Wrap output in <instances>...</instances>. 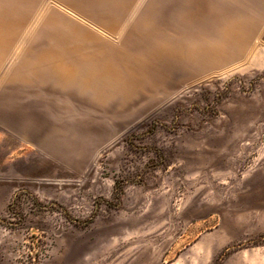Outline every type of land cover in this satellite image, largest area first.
Listing matches in <instances>:
<instances>
[{"label":"rangeland","instance_id":"374dc122","mask_svg":"<svg viewBox=\"0 0 264 264\" xmlns=\"http://www.w3.org/2000/svg\"><path fill=\"white\" fill-rule=\"evenodd\" d=\"M260 32L196 76L150 65L166 86L125 103L34 109L28 94L3 109L16 117H0V264H264Z\"/></svg>","mask_w":264,"mask_h":264},{"label":"crops","instance_id":"0c3cea01","mask_svg":"<svg viewBox=\"0 0 264 264\" xmlns=\"http://www.w3.org/2000/svg\"><path fill=\"white\" fill-rule=\"evenodd\" d=\"M0 3V28H13L16 23V17H14L16 12L33 10L30 6L32 3L36 5L38 3L39 7L45 6L44 11L48 12H46L45 20L41 23L38 24L37 21H32L33 23L30 22L24 27L26 30L27 28L30 29V33H28L30 44L27 39L14 41L11 43L10 51L8 50L4 56L3 67H1L0 71L2 72L5 68L8 69L7 71L10 70L9 73L4 75V79L7 78L0 94V117L4 119L10 116L16 117V115L9 113L6 115L3 109L15 110L14 106L19 101L18 98L22 100L23 96L28 94L35 96L36 101L30 107L34 109L40 107L50 108V105L57 98L63 99L64 103H68L67 100H82L75 87L60 86L45 71L32 73L28 69H17L29 55L26 52L22 58H19V63L16 64V55H20V53H15L16 44L19 45L21 43L20 45H24L27 43L31 47L34 46L35 49H42L43 47L67 43L62 39L54 40L53 38L41 36L44 25L53 17V14L62 16L71 26L81 28L84 33L92 35L97 39L98 43L122 49L129 32L136 28L142 19L147 15L149 16L150 13L155 14L159 10L161 12L165 11L167 13H164L167 16L166 20L160 23L163 27L173 29L175 42L178 43L181 52H185L189 46L193 47L195 44L198 46L196 49L199 54L196 55V58L200 62L195 66L196 72L194 71L193 76L218 69L223 65L245 58L252 40L259 34L260 30H262L260 32L261 35L264 36V0H0ZM27 3H30L29 6H27ZM60 4L64 6H60ZM63 7L66 10H63ZM38 9H34L33 13H38L40 11ZM102 11L105 12L103 13ZM64 12L69 15H65ZM93 30L116 42L111 43L101 38ZM34 31L36 32L34 33ZM30 34L32 35L30 36ZM2 42L0 41V44ZM76 44L79 43L77 42ZM9 58L10 60H8ZM28 58L33 60L31 56ZM84 59H86L85 56L71 54V56H55L51 61L56 66L63 67L71 63L79 67L81 66L79 61L83 62ZM53 83L54 85H52ZM52 87L58 89L52 90Z\"/></svg>","mask_w":264,"mask_h":264},{"label":"bare ground","instance_id":"6f19581e","mask_svg":"<svg viewBox=\"0 0 264 264\" xmlns=\"http://www.w3.org/2000/svg\"><path fill=\"white\" fill-rule=\"evenodd\" d=\"M94 2H96V1H94ZM38 3H37V5L35 3L34 4L29 3L31 8L33 9V10L30 9L31 11H29V12H16V14H15L16 16H14V17H16V23H15L13 28H10V29H6L3 27L0 28V41L6 42V43L2 42L0 44V69H1V67H3L2 64H3V59H4L5 54L7 53L9 48L12 47L11 43H13L14 41H17L19 39L21 41L23 39H25V40L27 39L28 43L30 42L28 40L29 38H27L28 33H30V29L27 28V30H26L24 27L26 25L30 24V22H32V21H37V23L39 24L45 20L44 18H46L45 16L47 15L48 12L44 11L45 6L39 7ZM53 3H55V2H53ZM24 4H26V3H24ZM29 4L27 3V6H29ZM55 4H57V3H55ZM49 5H51V4H49ZM61 5L62 4H60V6ZM62 6H64V5H62ZM2 7H3V5H2ZM19 8H20V6H19ZM25 8H26V6H25ZM27 8H29V7H27ZM38 8L40 9V11H38V13H33V11L37 10ZM48 9H50V7H48ZM64 9L66 10V8L63 7V10ZM101 9H103V8H101ZM108 9H109V7H108ZM5 11H6V9H5ZM27 11H28V9H27ZM164 13L167 14L165 11L161 12V10H159V12H157L155 14L150 13L149 16L147 15L144 19H142L140 21V24L135 28V30L132 32L130 38L126 41V46L129 47L130 50L132 49L134 54L133 53L132 54L121 53L116 48H114L110 45L100 44L97 42V39H95V37H93L92 35L84 33L81 28H77L73 25L71 26L70 23H68L65 18H62V16H60L58 14L57 15L53 14V17H51L50 20L47 21V23L44 25L45 27L42 30L41 36L53 38L54 40L55 39H62L63 41H66L67 43L64 45H52V46H49L46 48L43 47L42 49H38V48L35 49L34 46L31 47L27 51V53L29 56L32 57L33 60H30V58H28L29 56H27L21 62V64L19 65V67L17 69H19V70L28 69V70H31L32 73H36V72L39 73V71L40 72L45 71L48 75L51 76V79L56 81L57 84H59L60 86L67 87V88L68 87H75L78 91V95H80V96H83V95L85 96V95L89 94L91 96L90 99L93 100V103L107 105L106 103L111 102L112 100L113 101L119 100L120 103L128 102L130 100V98L132 99L133 96H135V95H132L133 92H135V93L145 92L147 90H150V88H151V90L154 91V90H157L159 88V85L166 86L164 83L155 82L153 75L150 71V65L159 66L160 69L164 73L167 71L173 72L175 78H177L176 79L177 81H178V71L180 74H183L182 76L186 75L187 77H190V76L192 77L194 71L196 72L195 66L198 65V62H200L196 58V55L199 54V51L196 49L198 46L196 44L193 47L189 46L185 52H181L178 43L175 42L173 29L170 27H163L162 24L160 23L161 21L166 20L167 16H165ZM64 14H65V12H64ZM73 14H74V12H73ZM65 15H69V14H65ZM68 17H67V19H68ZM32 18H33V20H32ZM100 19H102V18H100ZM7 21H8V19H7ZM104 24H106V23H104ZM37 28H39V27H37ZM35 32L36 31H34V33ZM32 34H30V35H32ZM36 40H37V38H36ZM77 42L79 44H76ZM57 47H59V48H57ZM17 48H18V46H17ZM23 49L24 48L22 46V50ZM15 53H16V51H15ZM60 53H62V54L60 55ZM71 54H74L75 56L78 54L80 56L81 55L85 56L86 59H84L83 62L79 61V65H81V66L83 65L82 66L83 68L81 66L78 67L77 65H72L71 63H69L68 65L66 64L63 67L62 66H56L51 61V59L54 58L55 56L56 57L57 56H66V55L71 56ZM8 60H10V58ZM76 64H78V63H76ZM6 67H8V66H6ZM13 67H14V65H13ZM12 70H13V68H12ZM0 74H1V71H0ZM57 76H58V78H57ZM17 79H18V76H17ZM11 83H12V81H11ZM43 83H45V82H43ZM154 83H156V84H154ZM52 85H54V83ZM153 86H155V87H153ZM51 99H53V98H51ZM135 99H137V97ZM80 101L83 102L82 100H80ZM73 114L74 113H72L71 115H73ZM17 123L18 122L16 121V124ZM14 124H15V122H14ZM40 124H41V122H38V120L34 121L33 124H31L33 126L32 127L33 129L30 130L29 133H27L28 136L29 135L32 136V133H35V134L38 133L39 131L34 126H39ZM73 129H74V127H73ZM50 130L46 131L47 135L49 133L50 134L51 133L52 134L58 133L55 131V129L53 130V128H52V131H50ZM67 134L69 135V133H66V135ZM65 137H67V136H65ZM70 137H71V135H70Z\"/></svg>","mask_w":264,"mask_h":264}]
</instances>
